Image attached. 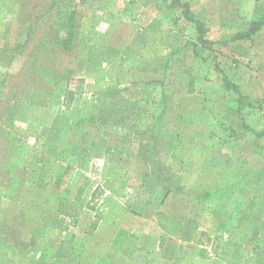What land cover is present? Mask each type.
Returning <instances> with one entry per match:
<instances>
[{"label": "rangeland", "instance_id": "obj_1", "mask_svg": "<svg viewBox=\"0 0 264 264\" xmlns=\"http://www.w3.org/2000/svg\"><path fill=\"white\" fill-rule=\"evenodd\" d=\"M0 264H264V0H0Z\"/></svg>", "mask_w": 264, "mask_h": 264}, {"label": "trees", "instance_id": "obj_2", "mask_svg": "<svg viewBox=\"0 0 264 264\" xmlns=\"http://www.w3.org/2000/svg\"><path fill=\"white\" fill-rule=\"evenodd\" d=\"M72 40V37L70 34H67V37L65 39H63V41L60 43V45H63L64 48H69V43Z\"/></svg>", "mask_w": 264, "mask_h": 264}]
</instances>
